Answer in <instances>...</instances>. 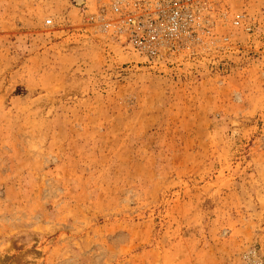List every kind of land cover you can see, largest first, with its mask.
Segmentation results:
<instances>
[{
  "label": "rangeland",
  "instance_id": "rangeland-1",
  "mask_svg": "<svg viewBox=\"0 0 264 264\" xmlns=\"http://www.w3.org/2000/svg\"><path fill=\"white\" fill-rule=\"evenodd\" d=\"M134 1L0 0V264H264V0Z\"/></svg>",
  "mask_w": 264,
  "mask_h": 264
},
{
  "label": "built area",
  "instance_id": "built-area-1",
  "mask_svg": "<svg viewBox=\"0 0 264 264\" xmlns=\"http://www.w3.org/2000/svg\"><path fill=\"white\" fill-rule=\"evenodd\" d=\"M113 11L123 16L120 24L136 34L134 38H138L152 59L195 31L196 12L189 0H135L114 7Z\"/></svg>",
  "mask_w": 264,
  "mask_h": 264
},
{
  "label": "bare ground",
  "instance_id": "bare-ground-1",
  "mask_svg": "<svg viewBox=\"0 0 264 264\" xmlns=\"http://www.w3.org/2000/svg\"><path fill=\"white\" fill-rule=\"evenodd\" d=\"M119 39H120L121 43H126L128 40V36L121 34Z\"/></svg>",
  "mask_w": 264,
  "mask_h": 264
}]
</instances>
